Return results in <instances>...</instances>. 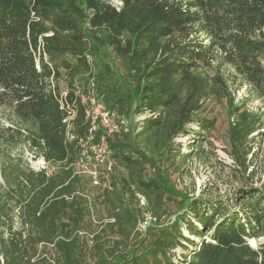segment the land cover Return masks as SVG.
<instances>
[{
    "label": "trees",
    "instance_id": "1",
    "mask_svg": "<svg viewBox=\"0 0 264 264\" xmlns=\"http://www.w3.org/2000/svg\"><path fill=\"white\" fill-rule=\"evenodd\" d=\"M116 1L0 0V109L27 129L0 124V144L26 142L56 165L0 169V264H42L31 261L40 243L54 245L55 264H264V240L249 242L264 237L259 190H242L241 207L225 213L176 190L168 169L178 170L176 139L193 133L194 151L217 105L232 152L249 150L262 129L235 103L224 68L264 104V0ZM87 55L104 71L94 74ZM93 77L104 108L130 118L126 131L91 129L76 87L87 95ZM61 80L74 111L70 140ZM102 136L113 163L94 183L76 165L80 143ZM173 200L182 211L169 220Z\"/></svg>",
    "mask_w": 264,
    "mask_h": 264
},
{
    "label": "rangeland",
    "instance_id": "2",
    "mask_svg": "<svg viewBox=\"0 0 264 264\" xmlns=\"http://www.w3.org/2000/svg\"><path fill=\"white\" fill-rule=\"evenodd\" d=\"M111 1L117 4L116 0ZM91 62L94 74L104 69L103 62L101 63L98 59L93 58ZM224 74L228 78L230 89L235 96V103L256 114L259 118V124H264V104L262 100L250 90L242 78L234 75L232 69L224 68ZM90 82L94 83L96 92L94 102L91 99L89 101V114L92 115L96 112V108H98L97 104L101 103L103 105V103L94 77L90 79ZM59 86L62 88V92L65 91V80H61ZM100 107L98 111L101 110ZM104 110L108 111L107 109ZM213 114L215 117L214 128L201 140L200 145L194 151H191L187 145L189 142L193 144V133H190L188 136H179L176 139L174 152L179 151L180 154L176 159L178 170L173 171L172 168H168L174 188L185 192L188 197L201 198L205 203L210 202L216 205H225V213L238 210L241 207L242 197L245 195V192H242V190H259L263 196L262 205L264 206V125L259 133L252 132V137L248 144L249 150L244 149V151L234 153L227 140V130L230 120L228 119L226 108L222 105H217L213 108ZM113 119L115 123L121 120L124 121L122 127L124 131L131 126L130 118L118 117L114 113ZM136 120L137 117L134 118L133 122ZM0 124L4 126L10 124L14 126L19 125L24 132L27 130L25 124L20 123L10 112L4 109H0ZM193 128L197 129L195 126ZM104 132V134L108 135L105 129ZM101 140L105 141L104 136L100 138L98 143ZM98 143L93 144L90 141L80 143L82 147L81 156H83L84 163L81 164L82 161L76 165L77 171L86 174H88L89 170L93 169L97 173L102 171L104 166L98 165L95 159V154H98V148H96V144ZM190 152L191 154L192 152L194 153L189 157L186 156ZM240 161H244L245 163L241 164ZM7 163L16 164L21 167L27 164L34 170L44 168L48 173L56 168V165L44 161L37 152L32 151L26 142H21L13 147L0 144V169ZM0 186L2 189L6 188L1 175ZM167 210L171 212L169 220H172L176 214L182 211L177 200L168 201ZM13 221L17 225L18 218L15 216ZM151 221L150 217L146 223L140 224L138 228L144 230ZM181 230L185 234H189L184 225H182ZM263 240L264 237H260L258 240L251 239L249 242L256 246ZM54 249V245L45 246L41 243L38 244L31 261L46 258L42 264H55L56 252ZM177 253H182V249L177 248ZM0 260L2 261L1 255ZM87 264L91 263L88 262Z\"/></svg>",
    "mask_w": 264,
    "mask_h": 264
},
{
    "label": "built area",
    "instance_id": "3",
    "mask_svg": "<svg viewBox=\"0 0 264 264\" xmlns=\"http://www.w3.org/2000/svg\"><path fill=\"white\" fill-rule=\"evenodd\" d=\"M87 58L90 62L91 57L89 55H87ZM76 88H77L76 93H78L81 96V100L83 102L88 103L86 113L89 116V118L91 119V124H92L91 129H95L98 126H102L105 129V131L107 132V134L109 135V134H112L113 132L119 131L123 127L124 121L121 120V121H118L115 123L114 119H113L114 114L104 110L105 108L103 107V105L101 103L97 104L98 108L100 107V105H102L100 107L101 108L100 111H98V108H96V112L94 114H92V115L89 114V112H90V110H89L90 102L89 101L91 99V101L94 102V99L96 97V92L94 89V83L93 82H89V87H88L89 89H88L87 95L83 94L81 89L78 86ZM65 95H66V92L63 91L61 94V97L59 99V103H60V107L64 108L67 112V115L63 119V122L66 125V138L68 140H70L74 137L72 132H71V128H72L71 119L74 116V111H73V109H70L69 104L65 100ZM86 99H88V100H86ZM138 119H141V116H137V120ZM96 148H98V154H95V159H96V162L98 163V165L104 166L106 170H111L113 161L110 157V151L107 148L105 141L101 140L100 143L96 144ZM83 160L84 159L82 156L77 164H80ZM83 163H84V161L81 164H83ZM88 174L92 176V178L94 179V183H96V180H95L96 176H97L96 170H94V169L89 170ZM141 203L143 204V199H141ZM148 219H150L149 215H147V220ZM144 223H146V222H144ZM52 245L53 244H50V246H52Z\"/></svg>",
    "mask_w": 264,
    "mask_h": 264
},
{
    "label": "water",
    "instance_id": "4",
    "mask_svg": "<svg viewBox=\"0 0 264 264\" xmlns=\"http://www.w3.org/2000/svg\"><path fill=\"white\" fill-rule=\"evenodd\" d=\"M250 244H251L252 246H254L253 243H250Z\"/></svg>",
    "mask_w": 264,
    "mask_h": 264
}]
</instances>
